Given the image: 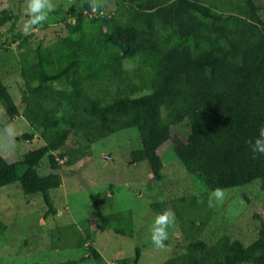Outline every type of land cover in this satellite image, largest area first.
I'll use <instances>...</instances> for the list:
<instances>
[{
    "label": "trees",
    "instance_id": "trees-1",
    "mask_svg": "<svg viewBox=\"0 0 264 264\" xmlns=\"http://www.w3.org/2000/svg\"><path fill=\"white\" fill-rule=\"evenodd\" d=\"M257 1L102 0L95 11L90 0L81 9L68 3L65 35L34 48L22 38L17 102L0 77V125L21 115L30 130L20 137L41 142L11 162L0 155V187L17 183L24 195L42 197L44 216L54 214L50 191L60 185L61 165L89 157L97 140L134 128L138 147L129 158L145 162L151 174L161 170L157 149L168 141L206 191L226 194L257 182L264 195V155L248 143L264 126V10ZM18 16L0 5V28L9 23L0 37H21L14 31ZM2 52H9L5 43ZM45 159L49 171L39 173ZM206 191L151 205L155 214H175L176 243L160 264H264V221L257 215L248 244L220 229L204 233L212 214ZM88 196L99 229L132 237L130 210L101 214L98 194ZM80 225L72 232L78 248L91 236L87 220ZM85 249L100 259L91 244ZM140 251L117 262L136 264Z\"/></svg>",
    "mask_w": 264,
    "mask_h": 264
},
{
    "label": "rangeland",
    "instance_id": "rangeland-1",
    "mask_svg": "<svg viewBox=\"0 0 264 264\" xmlns=\"http://www.w3.org/2000/svg\"><path fill=\"white\" fill-rule=\"evenodd\" d=\"M85 1L87 0H52L56 8L49 14L48 20L33 26L27 35L22 31L28 19L25 13L26 0H3L0 4L19 13L14 31L21 37L8 41L11 35L9 32L0 37V77L14 102L19 97L17 84L20 80L15 63L17 52L22 50L19 46L22 38L31 48L38 44L45 46L53 43L66 34L64 22L68 21L65 15L68 3L75 2V9H81ZM257 3L264 10V0H258ZM8 25L6 22L0 32ZM5 37L8 39H4ZM2 39L9 50L7 54L2 52ZM6 124L12 126L14 135L9 134ZM29 130L21 115L4 120V124L0 125V155L6 161L17 160L23 153L41 144L36 135L32 140L20 137ZM173 131L179 132L176 129ZM136 147L137 132L134 128H129L92 143L89 157L69 166L61 165L58 169L60 185L50 191L54 214L43 215L47 206L39 194L24 195L17 183L1 186L0 264H119L117 261L120 259L132 258L135 247L141 249L136 264L162 263L176 243V222L168 229L165 248L157 249L150 238V227L156 216L150 209L151 205L163 204L172 198L206 190L197 177L188 174L181 167L168 141L157 149L162 168L156 174L148 171L145 162L130 160L129 151ZM58 162L61 164V161ZM17 171L21 172L20 167ZM37 171H49L46 159L41 162ZM234 190L236 191L226 193L222 201L213 200L211 223L204 233L210 234L209 230L216 228L238 238L243 244H248L256 234L258 220L255 215L264 221V195L259 192L257 182ZM90 193L98 194L97 204L101 214L130 210L132 237L118 235L111 227L103 230L98 228L97 213L88 196ZM210 193L206 191L208 197ZM85 220L91 233L87 243L100 254V259L96 261L87 253L86 242L80 248L75 245L76 235L72 233L73 229L80 230V222ZM80 256L85 258L79 260ZM72 260L75 262L68 263Z\"/></svg>",
    "mask_w": 264,
    "mask_h": 264
},
{
    "label": "clouds",
    "instance_id": "clouds-1",
    "mask_svg": "<svg viewBox=\"0 0 264 264\" xmlns=\"http://www.w3.org/2000/svg\"><path fill=\"white\" fill-rule=\"evenodd\" d=\"M102 0H90V7L95 11L101 7ZM56 5L52 0H26L25 13L28 19L25 21L22 31L29 34L33 26L41 25L48 20L49 14L53 12ZM10 135H14V130L10 124H6ZM254 154L264 155V126L258 129V136L248 141ZM46 174V173H45ZM225 198V190L222 188L213 189L209 196V204L213 200L222 201ZM175 223V214L170 209H165L156 214L150 227L151 242L157 249L165 248V241L168 239V229Z\"/></svg>",
    "mask_w": 264,
    "mask_h": 264
},
{
    "label": "water",
    "instance_id": "water-1",
    "mask_svg": "<svg viewBox=\"0 0 264 264\" xmlns=\"http://www.w3.org/2000/svg\"><path fill=\"white\" fill-rule=\"evenodd\" d=\"M138 193V192H137Z\"/></svg>",
    "mask_w": 264,
    "mask_h": 264
}]
</instances>
